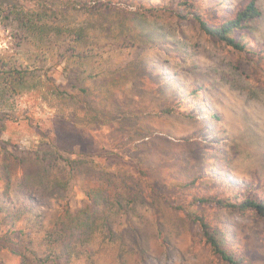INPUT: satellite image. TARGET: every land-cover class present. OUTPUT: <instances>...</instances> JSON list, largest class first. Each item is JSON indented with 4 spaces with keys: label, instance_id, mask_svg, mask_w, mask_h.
Returning <instances> with one entry per match:
<instances>
[{
    "label": "rangeland",
    "instance_id": "1",
    "mask_svg": "<svg viewBox=\"0 0 264 264\" xmlns=\"http://www.w3.org/2000/svg\"><path fill=\"white\" fill-rule=\"evenodd\" d=\"M199 1L21 0L46 13L37 42L15 18L0 21V55L43 81L0 107V264H22L1 239L12 228L28 264L57 253L44 235L66 206L93 219L89 251L66 264H224L194 215L264 264V221L197 200L264 196V0L242 33L254 54L208 37L192 16L219 25L250 0ZM45 147L80 161L66 189L7 159ZM82 172L123 180L133 202L95 206Z\"/></svg>",
    "mask_w": 264,
    "mask_h": 264
},
{
    "label": "trees",
    "instance_id": "2",
    "mask_svg": "<svg viewBox=\"0 0 264 264\" xmlns=\"http://www.w3.org/2000/svg\"><path fill=\"white\" fill-rule=\"evenodd\" d=\"M199 2L202 3L203 0ZM43 13L41 7L28 8L21 3V0H0V21L15 18L19 34L30 35L35 42L42 40V27L46 24L42 18ZM17 15H21V17L16 18ZM192 16L208 37L236 51L254 54V51L247 45L242 33L250 22L261 16L256 0H250L233 17L226 19L219 25L209 24L198 12H194ZM35 28H37V33H34ZM37 70L23 67L21 64L12 62L10 58L0 55V107L4 106L7 97L21 96L32 90L39 93L43 92V81L40 79L41 76L37 75ZM45 88L50 90V87ZM192 93L197 96V89L194 88ZM7 159L16 165L25 166L38 172L49 183L62 189L69 186L73 174H76L79 170L77 165L80 163L78 160L64 159L47 147L31 150L20 156L9 154ZM82 174H85L86 196L95 206H120L122 199L127 200L129 203L133 202V193L129 190V186L128 189H125L126 191L119 188L125 185L123 180L118 183V179L112 180L99 175L92 176L90 172H82ZM197 200L200 203H211L219 208L239 213L253 211L260 220L264 221V196L251 190L243 193L241 199H236L235 202L228 197L216 195L200 197ZM192 218L199 227L202 240L209 247L211 253L217 256L222 263L250 264L246 255L234 251L225 244L219 232L211 226L206 218L199 215H194ZM92 225L93 219L84 210L73 213L66 206L63 212L58 214L55 221L45 230L44 235L46 243L57 253H52L49 259L35 256L32 261L33 264H40V262H47L48 260H52L53 264H66L65 260L62 261L63 258L68 260L69 257L81 250L88 252L89 248L85 246L82 239L92 230ZM103 226L108 237L114 239L116 232L110 222L105 219ZM7 231L12 235L7 236L5 233L1 238L6 242L5 248L12 255L21 258L22 264H28V255L26 250L22 249L19 239L22 232L13 228Z\"/></svg>",
    "mask_w": 264,
    "mask_h": 264
}]
</instances>
